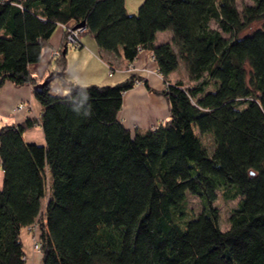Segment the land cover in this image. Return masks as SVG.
<instances>
[{"label":"trees","instance_id":"trees-1","mask_svg":"<svg viewBox=\"0 0 264 264\" xmlns=\"http://www.w3.org/2000/svg\"><path fill=\"white\" fill-rule=\"evenodd\" d=\"M252 1L144 0L129 14L125 0H0V87L36 85L29 65L55 29L84 21L102 51H150L169 103L163 123L132 130L118 115L136 74L33 89L40 117L0 126V264H26V229L41 264H264V0ZM180 63L187 83H171ZM36 123L45 145L22 137ZM219 193L238 199L226 230ZM189 195L202 203L192 217Z\"/></svg>","mask_w":264,"mask_h":264},{"label":"crops","instance_id":"crops-1","mask_svg":"<svg viewBox=\"0 0 264 264\" xmlns=\"http://www.w3.org/2000/svg\"><path fill=\"white\" fill-rule=\"evenodd\" d=\"M125 7L128 11L126 2ZM170 37L169 31L159 32L157 33V42L169 40ZM81 41L82 47L79 49L67 46V50L63 54L65 55V69L63 77H60L64 83L61 86L57 82H52L51 87L54 92L63 94L62 88L67 91L65 84L69 83L114 85L125 80L131 74H136L142 79V82L123 94L122 108L118 115L120 121L129 129L145 130L163 123L168 118L169 103L166 98L157 93V91H162L165 88L166 83L158 73L150 51L142 50L134 61L127 62L124 60L121 51L113 53L100 50L87 30L83 33ZM64 44L63 28L58 26L50 37L48 46L42 50L40 61L29 65V72L38 83L42 82L55 68L51 52L54 49H60ZM50 61L53 64H50ZM175 72L169 75L171 83L180 80L174 76ZM170 76L174 77L173 80H170ZM184 76L187 77L185 68ZM145 83L151 90L147 88ZM41 111V105L34 96L31 84L17 86L11 82H6L0 87V126L19 124L27 118L38 119ZM22 137L26 142L45 145L44 133L39 123L26 129ZM2 183L3 171L0 167V187ZM28 236L32 245L31 234ZM24 252L26 264H40L41 253L34 250L33 246L28 250L24 249ZM27 254L30 256L28 263Z\"/></svg>","mask_w":264,"mask_h":264},{"label":"rangeland","instance_id":"rangeland-1","mask_svg":"<svg viewBox=\"0 0 264 264\" xmlns=\"http://www.w3.org/2000/svg\"><path fill=\"white\" fill-rule=\"evenodd\" d=\"M143 1L144 0H125L126 5H127V9L129 11V12L128 11L127 12L129 14H136L139 10V6L141 5V3ZM138 2H140V3H138ZM252 2H253L252 0H236L235 4H236L237 10L239 12H242L244 7L252 4ZM212 26H215V24L213 22H212ZM258 26H259V22H254L251 25H249V27L247 29H245L243 31V33L250 32L251 30L257 28ZM84 29H85L84 30V32H85L87 29L85 27H84ZM59 50H60V55L58 57H60L61 52H63V51H61V49H59ZM58 57L54 58L51 56L52 59H57ZM183 67H184L183 64L180 63V65H179L178 69L176 70L174 76H177L178 79H180L184 83H187V77L184 76V68ZM170 77H171L170 80H173L174 77L173 76H170ZM53 82H57L61 86L64 83L62 78H56V79H54ZM140 83L141 82L136 83V84H140ZM62 90H63V93L66 91L65 88H62ZM203 141L209 149L212 148V140L209 136H205L203 138ZM237 200H238L237 198L226 199L219 193L217 199L214 201L213 206L217 208L218 225H219V228L221 230H226L229 227L228 217H229V214H230L232 208L236 205ZM44 202H45V199L42 200V204ZM201 209H202V203H201L200 199L197 196L189 195L188 196V202H187L188 217L196 216L201 211ZM26 234H28V235L31 234V237L33 238L38 233H37V230L35 232V231L29 230V229H26L22 232L21 237H22L23 247L25 250H28V249H30V247L33 246V241H32V245H31L30 244V237ZM33 249H34V246H33ZM34 250H36V249H34ZM36 251H38V250H36ZM38 252H40V251H38ZM27 258H28L27 259V263H28V261H30L29 254H27ZM40 264H41V262H40Z\"/></svg>","mask_w":264,"mask_h":264},{"label":"built area","instance_id":"built-area-1","mask_svg":"<svg viewBox=\"0 0 264 264\" xmlns=\"http://www.w3.org/2000/svg\"><path fill=\"white\" fill-rule=\"evenodd\" d=\"M62 28L64 30H66L67 34H66V45L73 48V49H79L80 47H82V35L84 33V28L82 27H78V28H73V27H69V26H62ZM60 55V50L59 49H55L51 52V56L52 57H58ZM32 230V229H29ZM36 232V230H33ZM38 235V234H37ZM35 235L32 238L33 241V246L34 249L38 250L40 249V244H39V240H38V236Z\"/></svg>","mask_w":264,"mask_h":264},{"label":"water","instance_id":"water-1","mask_svg":"<svg viewBox=\"0 0 264 264\" xmlns=\"http://www.w3.org/2000/svg\"><path fill=\"white\" fill-rule=\"evenodd\" d=\"M78 27H82L84 28L85 27V22L82 21L78 24H76L73 28H78ZM65 53V51H63V54ZM62 76V72H50L46 77L45 79L40 82V83H37L36 85L33 86V89L34 90H39L41 89L44 85H47L49 84L50 82H52L54 79L56 78H60Z\"/></svg>","mask_w":264,"mask_h":264}]
</instances>
